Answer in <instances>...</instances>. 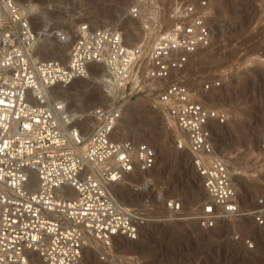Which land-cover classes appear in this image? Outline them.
<instances>
[{"label":"built area","instance_id":"built-area-1","mask_svg":"<svg viewBox=\"0 0 264 264\" xmlns=\"http://www.w3.org/2000/svg\"><path fill=\"white\" fill-rule=\"evenodd\" d=\"M141 1L157 16L154 40L129 44L122 29L86 22L64 61L37 59L31 15L20 0H0V264H87V248L97 250L91 239L109 249L115 238H140L153 219L122 199L117 186L152 172L158 153L150 142L115 135L125 104L139 96L160 107L181 135L175 147L187 151L208 195L198 224L212 229L248 214L215 142V126L229 113L206 101L213 84L197 90L190 79L194 57L214 41L211 5L177 2L164 25L157 0ZM141 13L139 3L129 11L134 19ZM92 63H104L117 88L110 105L90 111L94 124L85 134L86 125L50 90L89 77ZM165 204L169 214L163 220L184 219L178 198ZM251 214L264 225L262 208ZM242 240L255 245L252 238Z\"/></svg>","mask_w":264,"mask_h":264},{"label":"rangeland","instance_id":"rangeland-1","mask_svg":"<svg viewBox=\"0 0 264 264\" xmlns=\"http://www.w3.org/2000/svg\"><path fill=\"white\" fill-rule=\"evenodd\" d=\"M32 1L39 5V10L45 9L49 3L57 4L63 17L60 20L49 19L45 12L37 13L36 16L40 17L33 20L35 28L39 24L45 28L44 24L50 21V26H62L72 32L81 18L89 24L97 23V19L101 18L124 32L130 27L142 30L144 26L142 18L134 19L129 14V8L137 0ZM180 1L157 0L164 25L170 23L169 10ZM208 2L213 9L215 37L210 48L201 50L194 57L193 78L190 76V79L197 90L207 82L213 84L207 92L206 101L210 106L226 109L229 113L225 123L215 126V142L230 167H235L240 173L235 181L242 208L248 214L239 219L221 220L212 229L198 224L196 216L208 196L200 187L202 183L191 158L187 151L175 147L179 134L174 123L160 107L139 96L134 100L143 103L139 105L144 112L140 117H150L151 126H146L145 136L131 135L126 138L153 144L157 149L158 164L156 170L141 179L134 182L128 180L129 185L119 184L117 193L126 202L141 207L154 221L142 229L138 240L132 241L134 248L131 250L126 251L122 246L125 241L118 238L113 243L111 258L105 253L102 256V251L97 248L98 252L91 250L93 258L95 256L100 264H264V225H258L251 214L257 208L264 210V0ZM101 19L98 23H102ZM146 32L144 36L151 42L157 29ZM43 37L41 41L52 43L53 47L58 45L53 39ZM63 54L64 48L63 52L53 53L55 58L61 59H64ZM217 82L220 85H215ZM103 99L100 95L94 97L89 111L95 106L106 105ZM137 121L140 122L139 119ZM168 172L174 174L173 181L162 177ZM133 187L141 189L135 191ZM120 188L134 192L133 197L121 194ZM147 196L152 201L150 205L143 202ZM168 198H178L182 202L181 216L185 220H163L169 214L165 204ZM236 234L241 239H236ZM247 237L254 240L253 248L242 240ZM88 260L87 264H90Z\"/></svg>","mask_w":264,"mask_h":264},{"label":"bare ground","instance_id":"bare-ground-1","mask_svg":"<svg viewBox=\"0 0 264 264\" xmlns=\"http://www.w3.org/2000/svg\"><path fill=\"white\" fill-rule=\"evenodd\" d=\"M137 3L141 4L142 13H141V16L139 18H142V20H144V21H142V22H144V26H143V28L141 27L142 30H138V31H137V29H134L131 27L128 29V27H127L128 30H126L125 36H126V40L129 44H136V43H139L141 41L147 42L146 39H148V38H147V36L146 37L144 36L145 34H147L146 31L155 29V25H154L155 19L154 18H156L157 16L153 15V13H154L153 9H152L153 7L151 5H147L145 2H143L141 0H137ZM20 4H21L22 9L31 15L32 20H34L36 17H40V16H36L37 13L39 14V13H44V12L47 15V17L45 15L44 16L46 18H49V19L55 18L56 20H60V17L63 18L61 16V14H59V13H61L60 12V6H58L57 4H55L53 2L49 3V5L45 9L43 7V10L41 8H40L41 10H39V5L35 2H33L32 0H20ZM101 14L104 16L103 13H101ZM100 19H97V23H91L92 26H94V27L103 26V27L118 28L115 24L103 22L102 19H101L102 23H100V21L98 23V20H100ZM81 20H83V19L81 18L80 22H77V24L74 25L75 27L73 28L72 32L63 29L62 26H59V27L58 26H50L49 25L50 21L48 23L44 24L45 28L43 27L42 24L37 25L38 28H36V29L38 32V41H37V45H36V49H35L36 58L37 59H46V60L55 58L56 55H53V53L63 52V48H64V54H63L62 58H64L63 60L66 61L68 58L70 46L73 44L75 37H76V34H77L79 28L81 27V24L86 23V20H84V21H81ZM130 20L131 19H129V21ZM42 21H45V20H42ZM104 21H105V19H104ZM95 22H96V20H95ZM128 26H130V25H128ZM47 30H51V31L46 32ZM144 31H145V33H143ZM59 34H64L65 38L61 39V36ZM42 35H44L43 38H45V39H53L54 41H56L58 43V45L53 47L52 43L49 44L47 41L46 42L41 41L40 38H42ZM143 36H144V39H143ZM65 51H66V53H65ZM74 85H77V87L75 88ZM73 87L75 89H73ZM116 88H117L116 80L113 77V75L107 70L106 65L104 63H92L89 77H87V78H76L69 85H63L61 83H57L54 87L51 88L50 94H51V98L53 100H59V101L67 104L68 109L70 111H72L74 117L77 120V123L80 125H86L85 134H87L88 132L91 131L92 126L94 124V119L91 116V112L89 111V108L91 107L90 105L93 103V101H92L93 98L96 97L97 95H100L101 97H103L105 99L106 106L110 105L113 101L114 96H115ZM142 104L143 103L141 101H138V100H132V101H129L125 104V106L123 108L122 118L119 120L118 126L115 130L116 137L126 138V137H129L131 135H133L134 137H137L138 135H140V136L146 135V133H147L146 126H147V128L149 126H151L152 120L149 119L150 117H147V116L146 117L143 116L144 118L140 117L144 113L142 111V108L141 107H140L141 109L139 108V105H142ZM140 118H142V119H140ZM136 119H139L140 122H138V121H137L138 123L135 122ZM168 119L170 122H173L172 119H170L169 117H168ZM125 123H127V125ZM136 140H138V139H136ZM157 164H158V161H157ZM229 168H230V171L233 174V177L235 180L237 178L238 174H240V173L237 171V169L235 167H230V165H229ZM154 170H156V168ZM157 173H159V172H157ZM155 174H153V175H155ZM196 175H198V174H196ZM164 176L166 177L165 180L169 179V180L173 181L174 174L172 175L171 172H168V173L162 175V177H164ZM198 178H200V177H198ZM200 181H201V179H200ZM200 187L203 190L204 194L207 195L202 184L200 185ZM128 189H127V191H128ZM238 189H239V187H238ZM119 192H121V194L123 193L124 195L128 194L129 196H132V197L134 195V192H126L123 188H120ZM239 196H240V193H239ZM143 202H145L146 204H149V205L152 203L149 196H147ZM241 206H242V204H241ZM237 219H239V218H237ZM182 220H185V219H182ZM227 220H229V219H227ZM147 224H149V223H147ZM146 225H144V227ZM119 239L125 241V243H122V246L124 245L123 248L126 251L134 248L131 243H132V241H136V240H129L126 237H118V240ZM89 245L96 247L98 250L102 251L103 253L108 254V256L110 255L109 256L110 258L113 257V254H112L113 245L109 249L104 247V246L101 247L100 244L95 239H91L89 242ZM125 245H126V247H125ZM91 250H93V249L90 247L87 248V251H88L87 256H86L87 260L89 258L88 261H91L90 264H100V262H97L94 259L95 256L93 258L92 254H91ZM98 250H96V251L98 252ZM114 258H112V260ZM38 264H43V263L39 262Z\"/></svg>","mask_w":264,"mask_h":264}]
</instances>
